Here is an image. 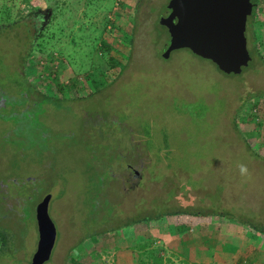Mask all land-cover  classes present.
<instances>
[{
  "label": "rangeland",
  "instance_id": "374dc122",
  "mask_svg": "<svg viewBox=\"0 0 264 264\" xmlns=\"http://www.w3.org/2000/svg\"><path fill=\"white\" fill-rule=\"evenodd\" d=\"M168 1L23 0L41 35L0 29V264H30L48 193L42 264H135V235L166 264H235L249 245L264 264L247 224L264 230V0L238 74L187 47L163 56Z\"/></svg>",
  "mask_w": 264,
  "mask_h": 264
},
{
  "label": "water",
  "instance_id": "95a60500",
  "mask_svg": "<svg viewBox=\"0 0 264 264\" xmlns=\"http://www.w3.org/2000/svg\"><path fill=\"white\" fill-rule=\"evenodd\" d=\"M253 6L252 0H169V12L160 19L169 33L163 56L187 47L225 73H241L251 59L245 31ZM50 197L45 194L35 207L38 239L30 264L48 260L55 243L56 227L48 213Z\"/></svg>",
  "mask_w": 264,
  "mask_h": 264
},
{
  "label": "trees",
  "instance_id": "16d2710c",
  "mask_svg": "<svg viewBox=\"0 0 264 264\" xmlns=\"http://www.w3.org/2000/svg\"><path fill=\"white\" fill-rule=\"evenodd\" d=\"M22 1L23 0H0V29H3L5 27L16 28V27L21 26V27H25V29L28 30V27L31 25L30 27H33L35 30L34 34H36V36L39 34L38 36H40L42 33V30H41L42 24L44 25V23L46 22V18H45L46 16L45 15L39 16L41 23L35 21V18L29 17L28 13L23 12L21 10V8L19 7V5ZM55 3L58 4V2H55ZM107 20L109 21L108 18H107ZM29 22H31L33 24H30ZM245 34H246V31H245ZM246 37H247V47H248L249 53L251 55V59L254 60L255 57L257 56L256 51L259 52V50L257 48L258 44L256 43V40H254L253 38H251V39H253V41H251V43H250L249 42L250 40H249L247 34H246ZM27 38H28L30 45H31V48H32L34 46L33 42L35 41V37L28 34ZM31 48H30V50H31ZM251 64H253V61ZM247 67L248 66L243 67L242 72L244 70H246ZM227 74H232V73H227ZM208 214H210V213H208ZM162 215H163L162 213L157 212L155 214L147 215V217H144L143 219L137 218L135 220V222H139L141 220L146 221V220L159 219ZM247 224L251 225L253 228H255L256 230H258L260 233H262L264 235V230L261 227H259L258 225H253L250 223H247ZM139 243H142V242H139ZM142 244H143V246L141 249H144L145 253L147 255H145V253H143L142 256H140L139 264H166V263H163V259H162L164 257L163 254L160 253V250L162 249V247H156V246H158V245H156V246H153L150 248H146L147 244L153 245V241H149V242L145 241ZM246 250L249 251V248L246 247ZM247 251L243 252L242 254H240L238 256L239 259L235 264H253L255 262L254 261L255 256L252 253L247 252ZM168 263L169 264H175L169 259V257H168Z\"/></svg>",
  "mask_w": 264,
  "mask_h": 264
},
{
  "label": "crops",
  "instance_id": "0c3cea01",
  "mask_svg": "<svg viewBox=\"0 0 264 264\" xmlns=\"http://www.w3.org/2000/svg\"><path fill=\"white\" fill-rule=\"evenodd\" d=\"M171 226V225H170ZM169 228H171V227H169ZM226 228H228V225H226ZM222 230V229H221ZM169 232H171L170 231V229H169ZM229 232H231V231H229ZM165 237H167L166 239H172L173 238V236L171 235V237L169 236V233L166 235H164ZM176 236H178V234H176ZM157 239V238H156ZM149 242L146 238H144V235H135V245H137L139 242H142V243H144V242ZM160 243V240H155L154 238H153V245H150V244H147V246H146V248H150V247H153V246H156L155 244H159ZM248 247V246H247ZM249 251H247L246 249H244V252H250V253H252V254H254L253 253V251H250V248H251V246L249 245ZM140 252V253H145V250L144 249H140V250H137L136 249V246H135V264H139V258H140V253H138V252ZM262 258H264V255L262 256ZM263 260V259H262Z\"/></svg>",
  "mask_w": 264,
  "mask_h": 264
},
{
  "label": "clouds",
  "instance_id": "9594fccd",
  "mask_svg": "<svg viewBox=\"0 0 264 264\" xmlns=\"http://www.w3.org/2000/svg\"><path fill=\"white\" fill-rule=\"evenodd\" d=\"M242 171H245V169L242 168Z\"/></svg>",
  "mask_w": 264,
  "mask_h": 264
},
{
  "label": "flooded vegetation",
  "instance_id": "af4514ba",
  "mask_svg": "<svg viewBox=\"0 0 264 264\" xmlns=\"http://www.w3.org/2000/svg\"><path fill=\"white\" fill-rule=\"evenodd\" d=\"M254 2V1H253ZM135 172H136V170H135Z\"/></svg>",
  "mask_w": 264,
  "mask_h": 264
}]
</instances>
